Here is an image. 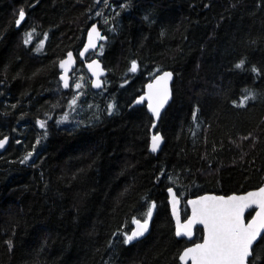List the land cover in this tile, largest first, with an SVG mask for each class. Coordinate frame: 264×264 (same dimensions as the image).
I'll return each instance as SVG.
<instances>
[{
	"label": "trees",
	"instance_id": "1",
	"mask_svg": "<svg viewBox=\"0 0 264 264\" xmlns=\"http://www.w3.org/2000/svg\"><path fill=\"white\" fill-rule=\"evenodd\" d=\"M97 20L108 40L89 58L107 69L104 93L84 89L83 103L100 99L94 117L83 108L78 124L64 123L72 86L62 87L59 62L80 51ZM164 70L175 73L173 99L154 152V118L132 103ZM7 135L0 264H182L203 230L193 241L176 236L169 187L186 218L190 197L264 183V0H0V139ZM151 202L150 233L123 243ZM254 250L264 264V243Z\"/></svg>",
	"mask_w": 264,
	"mask_h": 264
},
{
	"label": "snow or ice",
	"instance_id": "2",
	"mask_svg": "<svg viewBox=\"0 0 264 264\" xmlns=\"http://www.w3.org/2000/svg\"><path fill=\"white\" fill-rule=\"evenodd\" d=\"M24 18L25 13L21 10L16 24L19 25ZM92 33H96L99 36L95 26L92 27L89 33V44L85 47L84 52H87L88 48L95 49L96 47L93 43ZM32 37V32L26 33L24 43L26 45L31 43ZM100 39H104V37H100ZM42 47L43 45L41 44L37 51L41 50ZM84 52L80 53L81 57L84 56ZM70 62H74L71 52L67 54L66 60L60 62V66L64 68ZM243 64L244 61H241L236 67L242 68ZM93 65H96V68L99 69V64L95 60L88 64L87 67L96 75L94 87L100 88L103 82L100 81L99 74L93 69ZM138 67L136 61H132L129 71L135 73ZM171 78V72H165L160 76L154 77V83L147 85L148 92L146 96H141L137 101V103H142L147 99L148 108L157 119L160 117L161 109L170 98L171 93L167 85ZM61 80L63 81V87L68 88L69 80L67 76H61ZM81 87V83H75L76 89ZM251 98L254 97L251 95L244 97L237 106L243 107L245 101ZM78 99V96L73 97L69 103V108L74 110ZM113 107L114 105L109 106L110 109ZM67 118L68 116L65 114L62 119L67 120ZM40 127H45L44 121H40ZM161 139L158 135L152 137V151L158 149ZM6 142V138L0 140V148H3ZM29 156H31V153H29ZM27 159L28 157H25V160ZM171 191L169 189V192ZM172 201L173 214H176L178 200L175 193H172ZM189 203L193 205L192 217L187 224L177 228L176 235L191 237V225L194 223L203 224L206 235L202 243H196L193 247L187 248L179 257L183 264H189V261L192 264H256L258 257L255 255L253 246L254 244L258 246L259 243H264V235L261 234L262 230H264V188H261L258 192L248 193L247 196H231L228 198L204 196L198 200L189 201ZM253 204H258L259 211L256 212L250 223L245 224L243 220L244 210ZM155 208V202H151L143 220L134 219L133 222L136 227L130 233H123V243L131 244L145 235ZM181 228H183V231Z\"/></svg>",
	"mask_w": 264,
	"mask_h": 264
},
{
	"label": "water",
	"instance_id": "3",
	"mask_svg": "<svg viewBox=\"0 0 264 264\" xmlns=\"http://www.w3.org/2000/svg\"><path fill=\"white\" fill-rule=\"evenodd\" d=\"M24 13H25V18H24L23 21H21V23H20L19 25H17L18 27H20V26L23 24V22L25 21V19H26V17H27V14H26L25 11H24ZM18 19H19V17H18ZM18 19H17V20H18ZM93 26L96 27V29H97V31H98V33H99V36H97L96 33H92L93 43L96 45V47H95V49H93V48H88V51H87V52H84L85 47H87L88 44H89V33L91 32V29H92ZM100 37H104V39H100ZM107 40H108V35L105 34L103 28H102L101 25H100V21L97 20V21L93 22V23L89 26V28H88V30H87V32H86L85 43H84L83 47L81 48V50H80L78 53H75L74 51H69V52L72 53V56H73V60H74V62H70L69 64L65 65L64 68H62V67L60 66V62L66 60V59H67V55H66L62 60H60V62H59V70H60L59 78H60V80H61V76H64V75H66L67 78H68V80H69V87H68V88H64V87H63V81L61 80V84H62V87H63L64 89L68 90V89L71 87V83H72V74H73L74 70L78 68L80 62L84 64V67H85L86 71L88 72L89 76H90L91 79H92V81H91L92 89H93L94 91H100V90L104 87V85H105V77L107 76V69L105 68L104 63L101 61V59H99L98 57L89 58V56H90L91 53L95 52V51L100 47V45H101L102 43L107 42ZM69 52H68V53H69ZM81 52H84V56H83V57L80 56V53H81ZM68 53H67V54H68ZM93 60L97 61L98 64H99V69L96 68V65H93V69L97 71V74H99V79H100V81L103 82L102 87H100V88H96V87H94V84H95V82H96V75H94V74H93V71H92V70H89L88 67H87V65L90 64V63H92ZM66 69H67V72H66ZM165 72H171V73H172V78H171V80L168 81V85H167V86H168V89L170 90L171 95H170V98H169L168 102H167V103L164 105V107L161 109V111H160V117L157 119V118L154 117V115L152 114V112L149 110V108H148V100H147V99H145L144 102H142V103H137V101L139 100V98H140L141 96H146V94H147V92H148L147 85H148L149 83H154V77H156V76H160V75H162V74L165 73ZM154 77H153L150 81H148V82L146 83V85H145V89H144V92H143L141 95H139V96L133 101L132 105H133V106H139V105L146 104L149 113L153 116V118H154V122H153V124H152V126H151L150 149L152 150V137L158 135V136H160V137L162 138L161 141H160V143H159V147H158V149H157L156 151H154V152H158L159 150L162 149L163 144H164V142H165V138H164V136H163V134H162L161 132H156V129H157V126H158V124H159V121H160V118H161L163 112L166 110V108L169 106V104L171 103V101H172V99H173V82H174V79H175V73H174L172 70H164V71H162V72L157 73ZM5 138H6V141H7V142L4 144V147H3V148H0V152H3V151L8 147V145L10 144V141H11V135H7V136L1 138L0 140H4ZM261 188H264V183H263L261 186L257 187V188L250 189V190H247V191H244V192H239V193L235 192V193H230V194H218V193L208 192V193H204V194H201V195H198V196L190 197V198H188V199L186 200V204H187V206H188V208H189V210H190V214H189L186 218H183V214H182L183 200H182V198L177 194V191L175 190L174 187H169V188H168L169 203H170V208H171V214H172V217H173V220H174V223H175V234H176V230H177V228H178V227H181L182 225L187 224L188 220L192 217V209H193V205L190 204L189 201L198 200L199 198L204 197V196H210V197H225V198H228V197H231V196H238V197H240V196H247L248 193H251V192H258ZM169 189H171L172 191L169 192ZM172 193H175V194H176V198H177V200H178V203L176 204V214H173ZM252 209H255V210H254V213H253V215H252L249 219H247V213H248L249 211H251ZM258 211H259V206H258V204H253L251 207L246 208V209L244 210V213H243V220H244V223H245V224L250 223L251 220H252V218L255 216L256 212H258ZM178 218H179V219H178ZM135 227H136V225L134 224L133 229H134ZM198 227L202 228V230H203V237H202V239L199 240V241H196V242H194V243H192V244H190V245L187 246V247H185V248L182 250V252L180 253L179 257L183 254V252H184L187 248L193 247L196 243H202L203 240H204V237H205V235H206V232H205V229H204V225H203V224L194 223V224L191 225V233H192L191 237H188V236H177V235H176L178 238H186L187 240L193 241V240L195 239V236H196V229H197ZM151 228H152V220L149 221L148 231L145 233V235H144L143 237H140L139 239H137V240H135V241L141 240V239H143L144 237H146V236L150 233ZM133 229H132V230H133ZM132 230H131V231H132ZM181 230L183 231V228H181ZM261 234L264 235V230H262V233H261ZM135 241H133V242H135ZM255 245H256V244H254L253 247H255ZM179 260H180V259H179ZM180 262L183 264V262H182L181 260H180ZM189 264H192V262L189 261Z\"/></svg>",
	"mask_w": 264,
	"mask_h": 264
},
{
	"label": "rangeland",
	"instance_id": "4",
	"mask_svg": "<svg viewBox=\"0 0 264 264\" xmlns=\"http://www.w3.org/2000/svg\"><path fill=\"white\" fill-rule=\"evenodd\" d=\"M100 48V47H99ZM97 49L95 52L97 53L98 51H100V49ZM85 69V68H84ZM83 78V79H81ZM91 77L89 76L88 72L86 71L85 69V72L82 71V68L79 66L77 69L74 70L73 74H72V92L69 96V103L70 101L73 99V97L75 96H78L79 99L77 100V104L75 106V109L73 110L72 108H69V104H68V107H67V110L66 112L61 116L62 118L64 117L65 114H67L68 118L67 120H64L63 122L64 123H70L72 125H76L78 124L77 123V119L75 120V115H77L78 112H80L83 108L84 110L88 111V114H89V118H93L94 114H92V111L93 110H97L98 107H99V97H97V102H94V98L95 96H90V99H88L87 103H83L82 102V95L84 93V89H87V88H91ZM76 82H79L82 84V87L79 88V89H76L75 88V83ZM90 83V85H89ZM91 86V87H90ZM97 92H100V93H104V87L100 90V91H97ZM112 105L111 101H108V103L106 104V109L107 110H110L109 106ZM80 117V116H79Z\"/></svg>",
	"mask_w": 264,
	"mask_h": 264
},
{
	"label": "bare ground",
	"instance_id": "5",
	"mask_svg": "<svg viewBox=\"0 0 264 264\" xmlns=\"http://www.w3.org/2000/svg\"><path fill=\"white\" fill-rule=\"evenodd\" d=\"M104 30V29H103ZM105 32V31H104ZM106 34V33H105ZM85 43V42H84ZM81 50V49H80Z\"/></svg>",
	"mask_w": 264,
	"mask_h": 264
}]
</instances>
